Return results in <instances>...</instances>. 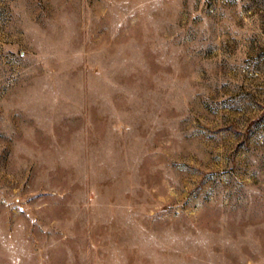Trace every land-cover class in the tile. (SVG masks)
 Listing matches in <instances>:
<instances>
[{
    "label": "rangeland",
    "instance_id": "obj_1",
    "mask_svg": "<svg viewBox=\"0 0 264 264\" xmlns=\"http://www.w3.org/2000/svg\"><path fill=\"white\" fill-rule=\"evenodd\" d=\"M0 264H264V0H0Z\"/></svg>",
    "mask_w": 264,
    "mask_h": 264
}]
</instances>
